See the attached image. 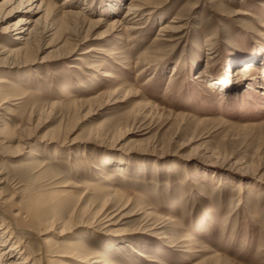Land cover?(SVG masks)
Masks as SVG:
<instances>
[{
    "label": "rangeland",
    "instance_id": "374dc122",
    "mask_svg": "<svg viewBox=\"0 0 264 264\" xmlns=\"http://www.w3.org/2000/svg\"><path fill=\"white\" fill-rule=\"evenodd\" d=\"M12 1L0 197L40 215L60 264H264V0ZM23 14L38 32L10 55ZM103 207L108 232L89 225Z\"/></svg>",
    "mask_w": 264,
    "mask_h": 264
},
{
    "label": "bare ground",
    "instance_id": "6f19581e",
    "mask_svg": "<svg viewBox=\"0 0 264 264\" xmlns=\"http://www.w3.org/2000/svg\"><path fill=\"white\" fill-rule=\"evenodd\" d=\"M25 1L26 0H19L17 2V0H15L12 2H8V6L9 5L11 6L8 12L12 11L13 9L21 7L25 3ZM42 4L43 1L42 3L39 4L38 9H41ZM65 5H67L66 2ZM135 7H137V5L131 4L128 7L129 9L127 12L129 14H132L134 10H136ZM81 13H83V11L81 10L80 11L78 10L77 13L72 12V10L65 12L66 15L73 16L76 19L80 18L79 16H81ZM23 15L24 16L18 19V21L11 30L15 31L16 29L21 28L22 33H20L17 36V38L22 42H24V45L17 50L8 49L10 55H14L15 53L17 54L18 52L24 49H28L30 44L32 43V39L36 37L38 32L37 31L38 26L35 25L29 27L28 25L24 24L27 22L28 23L31 22V20H28V18L30 17H27L26 14ZM35 24L39 25V22L35 21ZM251 63L254 62L251 61V59H249L244 64H241V66H239V68L236 69L235 75L237 76L240 74L241 78L249 77L251 75L250 73L255 70L254 68L255 64H251ZM0 82L2 81L0 80ZM105 212H106V207H103V209H101V212H99V214H97L90 222L89 224L90 227H92L95 230L98 229L103 231L105 230L106 232L111 230V226L117 224L114 221L115 215H112L111 212L110 213H105ZM39 217L40 215L39 214L36 215V212L33 210V208L31 209L27 207L20 208L13 205L8 206L7 200L0 197V264H56V263L60 264L61 260L59 259L60 257H65L64 256L65 254L57 250L54 251L51 250L50 240L46 237H43V235L48 232V229L47 227L46 229L44 227L39 228L38 224L41 222L39 221L40 219ZM42 224L45 225L46 223L43 222ZM24 232H28L30 235L39 239L40 248H39L38 259L35 258L36 255L34 256V253L30 252L29 255L25 253V249L27 247V245L25 244L26 240H24L23 236L20 237V233L22 234ZM66 242L67 245L68 244L70 245L72 243V242L68 243V241ZM74 249L76 250V248ZM142 256L144 255L142 254ZM21 257H23L22 258L23 260L19 261ZM81 260H82L81 261L82 264H115L112 261L111 257H109L108 255L102 254V256H100L94 252L93 253L86 252V254L83 255V257L81 258ZM65 264H73V263H65Z\"/></svg>",
    "mask_w": 264,
    "mask_h": 264
}]
</instances>
